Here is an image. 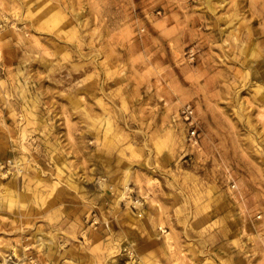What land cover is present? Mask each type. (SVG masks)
Instances as JSON below:
<instances>
[{
  "label": "rangeland",
  "instance_id": "obj_1",
  "mask_svg": "<svg viewBox=\"0 0 264 264\" xmlns=\"http://www.w3.org/2000/svg\"><path fill=\"white\" fill-rule=\"evenodd\" d=\"M0 264H264V0H0Z\"/></svg>",
  "mask_w": 264,
  "mask_h": 264
},
{
  "label": "built area",
  "instance_id": "obj_2",
  "mask_svg": "<svg viewBox=\"0 0 264 264\" xmlns=\"http://www.w3.org/2000/svg\"><path fill=\"white\" fill-rule=\"evenodd\" d=\"M181 117L183 121L189 126L188 133H189L190 141L197 142V137L199 136V134H198L197 123L195 119V108L191 102L183 106Z\"/></svg>",
  "mask_w": 264,
  "mask_h": 264
},
{
  "label": "bare ground",
  "instance_id": "obj_3",
  "mask_svg": "<svg viewBox=\"0 0 264 264\" xmlns=\"http://www.w3.org/2000/svg\"><path fill=\"white\" fill-rule=\"evenodd\" d=\"M191 142H192V141H191ZM193 143L196 144V142H193ZM123 185H125V188L128 189V187H129V186H128V180H126L125 183H124ZM126 189H125V191H126ZM128 191H129V190H128ZM123 196H124V195H123Z\"/></svg>",
  "mask_w": 264,
  "mask_h": 264
}]
</instances>
